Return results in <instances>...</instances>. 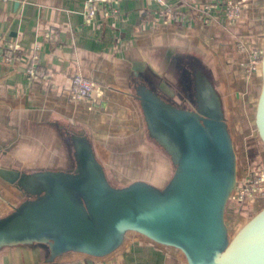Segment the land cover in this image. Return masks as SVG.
I'll list each match as a JSON object with an SVG mask.
<instances>
[{
    "label": "crops",
    "instance_id": "1",
    "mask_svg": "<svg viewBox=\"0 0 264 264\" xmlns=\"http://www.w3.org/2000/svg\"><path fill=\"white\" fill-rule=\"evenodd\" d=\"M86 1L0 0V165L63 167L61 147L46 125L60 120L87 130L108 172L112 154L107 148H123L125 158L119 162H132L126 159L129 155L147 168L157 160L158 165L147 170L150 177L139 179L164 180L167 168L142 139L131 78L154 73L177 100L171 74L164 69L179 56H195L208 68L239 133L242 105L251 104L254 110L260 91V63L255 70L250 66L263 48L264 0H111L101 5L93 22L85 24ZM227 1L241 6L236 22L224 16ZM238 39L244 51L237 49ZM76 74L94 83L92 100L73 98L69 81ZM243 166L240 170L238 162L240 182L251 171ZM19 201V192L0 180V216ZM250 203L263 208L264 196L250 198ZM231 211L234 220L243 219ZM42 256L37 249H7L0 253V264H39ZM60 264L186 262L179 251L131 233L105 258L73 253L62 257Z\"/></svg>",
    "mask_w": 264,
    "mask_h": 264
},
{
    "label": "water",
    "instance_id": "2",
    "mask_svg": "<svg viewBox=\"0 0 264 264\" xmlns=\"http://www.w3.org/2000/svg\"><path fill=\"white\" fill-rule=\"evenodd\" d=\"M164 70L177 100L154 73L132 77L131 91L143 142L167 168L166 178L118 186L84 127L47 121L64 165H0V180L20 194L0 216V253L37 249L39 264H60L73 253L101 259L134 233L179 251L186 264H264V207L240 226L228 214L240 183L237 136L210 71L195 56L176 57ZM260 75L253 124L264 147V43Z\"/></svg>",
    "mask_w": 264,
    "mask_h": 264
},
{
    "label": "rangeland",
    "instance_id": "3",
    "mask_svg": "<svg viewBox=\"0 0 264 264\" xmlns=\"http://www.w3.org/2000/svg\"><path fill=\"white\" fill-rule=\"evenodd\" d=\"M244 104L245 105H242V116L240 117V122L239 125L237 126V128L240 131L239 133L235 132V135H237L236 147H237L239 168L241 170L242 166L244 165L247 167V170L249 169V171L250 170L254 171L258 167H261L264 170V147L259 141L255 132V127L253 124L254 110L252 109L251 104L249 105H247L248 103H244ZM108 150L112 154L110 160L111 163L107 165L109 170V175L111 177L112 182L118 186L127 185L133 180L139 178L150 177L148 175L149 174L148 171L151 169L152 165L154 166L158 165L157 160H155L154 162L156 164L151 162V164H147L148 166L147 168H145L144 164H140L135 161L133 162V159H131L129 155L126 157V159L132 160V162L131 161L129 163L119 162L118 158H121V160L125 158V156H123L124 149L117 148L114 149L113 151L107 148V151ZM115 153L116 155H114ZM146 160H150V159L146 158ZM255 163H259V164L255 165ZM111 172L117 176V179L113 177V174H111ZM149 180L153 183L161 182L155 179L152 180L150 178ZM231 202L233 204L231 203V206L229 205L228 210L231 211L232 209L233 212L234 211L237 212V214H239L243 218L241 219L240 222H236L235 219L237 225H241L240 223H244L253 214H255L261 209L259 207H253L254 204L252 203L248 204V200L240 203L239 201L236 200L235 197H233Z\"/></svg>",
    "mask_w": 264,
    "mask_h": 264
},
{
    "label": "built area",
    "instance_id": "4",
    "mask_svg": "<svg viewBox=\"0 0 264 264\" xmlns=\"http://www.w3.org/2000/svg\"><path fill=\"white\" fill-rule=\"evenodd\" d=\"M7 1V0H3ZM157 3H162V0H154ZM111 0H87L83 8V18L85 24L93 22L98 9L101 5L110 3ZM224 16L228 22H236L241 16V6L234 1H227L224 4ZM236 47L239 51L245 50L243 41L237 40ZM17 50V47H12ZM254 60L251 62L250 69L255 70L261 60V53H255ZM69 89L75 100H92L95 89L94 83L81 76L80 74L74 75L69 81ZM256 196H264V170L258 167L251 171L248 176L243 179L237 186L233 197L242 203L250 198Z\"/></svg>",
    "mask_w": 264,
    "mask_h": 264
}]
</instances>
